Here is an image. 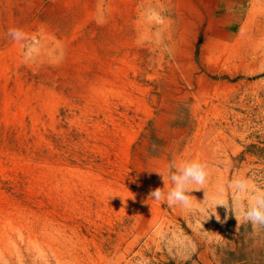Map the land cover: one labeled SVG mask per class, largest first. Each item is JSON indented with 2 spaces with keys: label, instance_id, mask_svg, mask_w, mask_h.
Instances as JSON below:
<instances>
[{
  "label": "rangeland",
  "instance_id": "1",
  "mask_svg": "<svg viewBox=\"0 0 264 264\" xmlns=\"http://www.w3.org/2000/svg\"><path fill=\"white\" fill-rule=\"evenodd\" d=\"M262 163L264 0H0V264L264 261Z\"/></svg>",
  "mask_w": 264,
  "mask_h": 264
},
{
  "label": "clouds",
  "instance_id": "2",
  "mask_svg": "<svg viewBox=\"0 0 264 264\" xmlns=\"http://www.w3.org/2000/svg\"><path fill=\"white\" fill-rule=\"evenodd\" d=\"M8 35L14 40H20L23 37L22 31L19 29H9ZM168 177L172 186L166 192L164 188L158 187L152 190L149 196L156 200L164 199L169 205L179 204L187 207L191 203L189 193L193 190L190 185H203L206 182V165L199 160L181 163L173 160L169 164ZM232 184L241 190L247 187V181L242 178H233ZM244 218L251 221L254 227L256 225H264V191H258L249 198Z\"/></svg>",
  "mask_w": 264,
  "mask_h": 264
},
{
  "label": "crops",
  "instance_id": "3",
  "mask_svg": "<svg viewBox=\"0 0 264 264\" xmlns=\"http://www.w3.org/2000/svg\"><path fill=\"white\" fill-rule=\"evenodd\" d=\"M240 225L239 222H236ZM195 262V263H194ZM190 264H264V261L254 262L247 260H228L224 257H221L218 254H215L208 249L202 250L198 255L195 261H192Z\"/></svg>",
  "mask_w": 264,
  "mask_h": 264
},
{
  "label": "built area",
  "instance_id": "4",
  "mask_svg": "<svg viewBox=\"0 0 264 264\" xmlns=\"http://www.w3.org/2000/svg\"><path fill=\"white\" fill-rule=\"evenodd\" d=\"M256 184L259 186V189L261 191H264V163L260 164L258 166V169L256 171ZM157 264H168V263H157Z\"/></svg>",
  "mask_w": 264,
  "mask_h": 264
}]
</instances>
